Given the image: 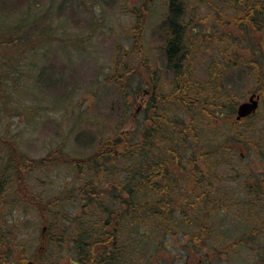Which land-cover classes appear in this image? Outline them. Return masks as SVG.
<instances>
[{
	"label": "trees",
	"instance_id": "obj_1",
	"mask_svg": "<svg viewBox=\"0 0 264 264\" xmlns=\"http://www.w3.org/2000/svg\"><path fill=\"white\" fill-rule=\"evenodd\" d=\"M237 1L244 6L243 11L255 4L246 3L249 0ZM145 3L146 0L144 6ZM147 14L143 8L134 12L136 23L132 28L135 54L144 62L147 61L144 48ZM259 16L264 15L248 12L246 19L260 21ZM192 27L185 21L180 0H168L167 15L160 29L165 39V64L174 77L171 91L165 94L156 87L150 89L151 96L140 110L142 119L139 120L138 114L133 131H120L101 139L86 157L67 155L60 148L51 150L45 157H32L22 152L13 140L0 135V146H5L0 161V264H42L45 253L52 248L56 258L52 257L54 260L48 264H124L128 263L124 252L129 248L119 240L132 238L133 233L132 252L128 253L132 261L128 264H153V261L156 264L159 258L166 261V237L181 233L190 242L184 246L188 253L183 264H223L222 255L230 257L242 248L249 249L253 255L264 251V220L224 246L212 244L214 234L222 229L218 218L230 209V201L238 199L233 195L237 189L229 186L228 181H236L244 174L238 192L244 198L245 208L238 212L246 216L249 225L264 210V203L261 205L257 200L264 201V177L255 178L257 175L251 173L248 177L242 163L245 156L242 146H247L245 141L258 130L256 125H250L257 113L237 120L238 101L234 97L227 99L229 90L221 84L220 76L231 72L229 78L234 82L256 75L261 85L257 91L264 97V61H260L259 54L243 55L240 49L245 46L236 45L229 68L223 47L220 57H213L212 67L206 70L208 80L195 78L189 67L198 50L193 46ZM38 34L41 38L43 33ZM30 35L31 31L21 37L15 35L11 42L1 44L10 49L21 45L17 50H24L22 44L27 43ZM214 40L224 44V39ZM20 54L24 55V51ZM117 58L114 62L119 67L124 63ZM1 66L0 82H3ZM151 74L153 78L152 70ZM111 80L118 86L127 110L133 104V100H128L130 78L117 73ZM225 113L232 117L229 121L233 127L232 141L219 144L211 136L213 126L210 135L203 133L225 117ZM216 135L222 136L218 131ZM86 137V134L82 136L84 140ZM251 143L264 147L261 136ZM55 164H67L85 176L73 187L75 195L66 193L68 200L81 201L82 212L73 218L56 208L60 198L47 201L29 184L31 173ZM223 168L231 172L224 174ZM21 204L35 209L41 224L47 227L48 235L40 238L38 247L23 243L18 237L19 225L7 220V212L12 213ZM148 243L152 244L153 258H141L149 253L145 251ZM261 259L264 260V253Z\"/></svg>",
	"mask_w": 264,
	"mask_h": 264
},
{
	"label": "rangeland",
	"instance_id": "obj_2",
	"mask_svg": "<svg viewBox=\"0 0 264 264\" xmlns=\"http://www.w3.org/2000/svg\"><path fill=\"white\" fill-rule=\"evenodd\" d=\"M146 1L144 6L145 0H0V65L4 79L0 82V135L13 140L22 152L32 157H45L57 148L67 155L86 157L97 148L101 139L110 138L120 131H133L137 115H140L139 120L142 119L140 110L147 104L150 89L156 87L159 93H169L174 78L165 64V39L160 29L167 15L168 0ZM251 1H258L255 3L258 7L253 9L259 15H264V0ZM237 2L183 0L184 18L188 25H193V46L198 48L193 65L189 66L195 78L208 80L206 70L212 67L213 57L218 59L225 47L214 39L219 37L225 40L229 30L225 25L230 19L234 37L232 48L244 45L256 49L260 52V61H264V50L258 44L260 37L253 38L255 34H260L258 29L257 33H250L242 26L238 27V23L247 21V12ZM142 8L148 11L144 29L146 62L135 54L132 38V28L136 23L134 12ZM30 31L32 35L27 38V43L22 44L24 50H17L21 45L10 49L8 45L1 44L11 42L15 35L21 37ZM40 31L43 33L41 38L38 34ZM23 51L24 55H21ZM116 56L123 65L116 67ZM151 70L154 72L153 78ZM117 73L130 78L127 82L130 93L128 100H133V104L127 110L121 101L118 86L111 80ZM231 75V72L221 74V84L229 90L227 99L234 97L238 101L237 107L253 93L260 94L257 90L261 85L256 75L234 82L229 78ZM227 115L225 113V117L211 124L203 134L210 135L213 126L211 136L217 143H231L233 127L229 121L232 117L228 118ZM251 124L256 125L258 130L248 142L245 141L248 145L242 146L245 153L242 163L248 177L251 173L257 175L255 178H263L264 147L259 148L251 143L259 136L264 140L262 96L257 116L250 121ZM217 131L222 136H217ZM85 134L87 137L84 140L82 136ZM4 150L5 146H0V161ZM221 171L224 174L231 172L228 168ZM84 177L67 164H55L34 171L28 179L33 190L43 199L50 201L60 198L59 207L56 208L73 218L82 212L81 201L68 200L66 193L75 195L73 187L78 186ZM237 178L236 181H228L231 182L229 186L237 189L233 195L238 199L230 201V209L218 218L222 229L213 236L212 244L215 247L226 245L244 232L258 227L264 220V210L257 215V221L250 225L246 222V216L239 214L238 210L245 208L244 198L238 192L245 180L244 174ZM257 200L263 205L262 198ZM235 202L238 204L231 205ZM7 220L19 225V239L30 246L35 244L38 247L40 238L48 235L47 227L41 224L37 211L27 204H21L12 213L8 211ZM166 238L167 260L159 258L156 264L168 261L183 264L188 253L184 246L190 245V242L184 239L182 233ZM148 244L145 251L149 253L140 255L141 258H153L152 244ZM128 245L126 248L129 250L124 252L126 259L131 258L128 253L132 252L131 244ZM52 249L45 253L42 264L53 261L52 257L56 258ZM263 253L253 255L249 249L242 248L230 257L222 255L221 258L223 264H264L261 259Z\"/></svg>",
	"mask_w": 264,
	"mask_h": 264
},
{
	"label": "flooded vegetation",
	"instance_id": "obj_3",
	"mask_svg": "<svg viewBox=\"0 0 264 264\" xmlns=\"http://www.w3.org/2000/svg\"><path fill=\"white\" fill-rule=\"evenodd\" d=\"M181 5L183 7V0H180ZM258 1H256L255 3H257ZM246 3H251L254 4V1L251 2V0H249ZM256 4H254L253 6L249 7V8H245L244 11L247 12H253V11H257L255 9H253L254 7H258ZM264 16L260 17V21H246L243 20L242 22L238 23V27L241 28V26L243 27V29L245 31H249L250 33L253 31L254 33H257V29H258V33H260L259 35H254L253 38H256V36H259L260 38L258 39V44L260 45V48L264 50V43L262 42V40L264 39V21L263 18ZM227 28H229V30H227V33L225 34V40H224V45H225V52H226V62H227V66L229 68H231V64H232V53H233V49L232 48V42H233V33H231V26H232V21L231 19L229 20V22L225 25ZM246 51V52H245ZM244 52V55L250 54V55H255V54H259V51H254L252 48H247L246 46L244 48L240 49V53ZM150 94L147 95L148 99L150 98ZM148 102V101H147ZM133 236V234H131ZM119 242L121 243H128V244H133L134 243V239L133 238H128V239H121L119 240ZM126 259V258H124ZM131 258L128 259V263H130ZM128 263H124V264H128ZM133 264V263H131Z\"/></svg>",
	"mask_w": 264,
	"mask_h": 264
},
{
	"label": "water",
	"instance_id": "obj_4",
	"mask_svg": "<svg viewBox=\"0 0 264 264\" xmlns=\"http://www.w3.org/2000/svg\"><path fill=\"white\" fill-rule=\"evenodd\" d=\"M260 103V95L252 94L249 99L242 102L237 109V119L246 118L257 112Z\"/></svg>",
	"mask_w": 264,
	"mask_h": 264
}]
</instances>
